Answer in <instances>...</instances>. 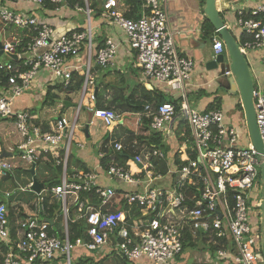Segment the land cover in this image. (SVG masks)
<instances>
[{
    "label": "built area",
    "instance_id": "1",
    "mask_svg": "<svg viewBox=\"0 0 264 264\" xmlns=\"http://www.w3.org/2000/svg\"><path fill=\"white\" fill-rule=\"evenodd\" d=\"M79 1L0 0V28L25 30L28 38L23 46L19 35L0 39L2 54L11 58L0 61V70L6 73L5 84H0V122L13 121L20 137L16 150L28 167L53 163L61 168L58 184L35 192L32 179L25 184L13 180L16 165L0 147V264H72L74 249L78 257L87 254L94 261L104 252L137 264H186L189 257L205 264H260V229L251 220V209L260 208L261 197L250 201L252 191L259 188V166L264 161V82L254 80L253 86L263 147L259 153L250 142L244 118L233 123L219 107L198 110L190 105L186 87L195 62L176 45L168 23V0H138L137 18L124 16L117 0H106L100 15L123 30L141 80L181 92L178 109L171 101L146 103L135 123L146 125L143 120L147 119L146 135L159 133L165 142L174 137V121L182 120L189 135L168 149L139 143L137 132L130 147L114 138L109 142L107 166L101 164L106 157L104 146L92 170L70 171L72 139L78 127L84 128L78 123L81 109L91 113L88 125L99 119L112 127L121 120L114 108L96 106L99 86L92 74L93 61L102 68L115 65L120 43L107 37L100 46L94 44L90 2L81 0L80 5ZM16 3L33 8L11 7ZM50 5L83 13L84 26L58 34L33 12ZM261 14L264 0L252 9H238L235 22L241 51L245 56L258 52L264 72ZM212 49L214 56L225 54L219 36L212 37ZM75 75L81 77V86L72 119L57 113L56 118L44 120L28 109L13 107L14 99L29 91L44 98L49 86L65 90L75 82ZM225 75L231 72L226 70ZM77 146L84 147L83 143ZM117 153L123 155V162L116 159ZM160 163L164 171L157 169ZM102 177L107 183L100 182ZM27 193L33 197L24 200ZM54 201L58 208L52 215L48 211ZM80 220L86 224L83 235L72 238L69 223ZM187 238L193 246L202 241L206 250L200 256L185 253Z\"/></svg>",
    "mask_w": 264,
    "mask_h": 264
},
{
    "label": "crops",
    "instance_id": "2",
    "mask_svg": "<svg viewBox=\"0 0 264 264\" xmlns=\"http://www.w3.org/2000/svg\"><path fill=\"white\" fill-rule=\"evenodd\" d=\"M106 0H89L92 9V32L94 36V44L100 46L102 42L107 38H113L115 41L120 43L119 51L116 56V62L113 66H108L102 68L98 66L94 61L92 64V74L95 79V83L99 86L98 97L99 101L103 106L114 108L117 112L121 114V120L117 121L112 127L106 128L101 120L94 119L93 123L88 125V137L91 136L90 146L79 147L76 149V155L71 159L70 171L73 170H83L82 167H86L88 170H92L98 163V152L101 148L104 150H109V142L114 138H119L122 142L130 147L132 142L135 141V133L141 135V127L136 124V113L132 114V120L126 124V121L122 119V115H129L127 112L130 109L129 100L131 99L132 93H135V99L141 96V89L146 88L151 91L152 95L157 93H162L167 97L177 98L181 96L180 91H169L168 87L163 83L158 82H143L141 80L140 69L137 70V66L134 64L135 53L133 49L129 47L124 42L125 35L123 30L115 23H108L107 20L101 17V12L103 11V3ZM263 0H216V8L219 11L221 17L226 24V27L230 30L231 34L237 40L239 36V29L236 25V11L238 9H252L257 6ZM119 11L125 16V12L129 11L132 4L128 3L126 0H117ZM13 8H29L32 9V5H26L24 3L11 4ZM33 11V10H32ZM168 11V23L171 31L174 34L176 45L178 49L184 56L190 57L195 62L194 70L191 74V78L187 84V98L191 106L198 110L209 109L208 106L214 101V99L220 100V108L224 111L229 112L236 103L239 102L238 93L235 90V85L232 83L231 77H225L223 75L224 67L218 69H207L206 64L209 60L213 59L214 52L212 49V37L217 36L214 30L210 32L209 35H204V22L207 19L204 13V3L201 0H168L167 3ZM35 12L39 18L45 19L50 23L56 30L58 34L74 28H81L85 24V16L81 12H77L73 9H36ZM141 13V7L134 10L133 14L137 17ZM127 17V16H126ZM136 17V18H137ZM134 18V17H128ZM15 32H7L6 28H0V39H10L15 37ZM6 37V38H5ZM247 61L249 63L253 79L255 81L264 82V72L262 65L259 60L258 52H251L247 54ZM83 58V57H82ZM137 68V69H136ZM226 70V69H225ZM59 92L57 91V97H59ZM108 94L110 98L107 100L103 95ZM55 98V99H56ZM55 101V100H54ZM74 100H71L69 96H65L61 99L63 111L65 108L70 109L75 105ZM36 103H41V106L48 104L43 103V96L39 95L37 92L29 91L24 93L21 97L13 101V107L15 109H28L33 114H35L40 119L47 120L49 118H42L35 111ZM96 106L97 103H96ZM48 109V108H47ZM91 115H88V121ZM241 119L240 113L236 115L235 121ZM182 120L174 121L172 125V132L174 137L168 138L164 144L169 147L178 143V135L184 134L185 129H181ZM147 125V122L145 123ZM185 124V123H184ZM96 126V127H95ZM100 130H96L97 128ZM146 132L147 133V126ZM96 128V129H94ZM186 128V127H185ZM83 139L86 133L84 128L82 129ZM144 135V134H142ZM177 135V136H176ZM148 135L139 139V143L148 142L150 143ZM131 137V139H128ZM20 142V137L15 131V125L12 120H4L0 122V147L3 151V155L9 159H15V153H17L16 145ZM84 145L85 141L79 142V144ZM168 143V144H167ZM78 147V146H77ZM42 166V165H40ZM43 172V174H42ZM28 181L32 179L30 172L28 171ZM38 174L40 175L38 177ZM46 172L41 168L35 167V176L40 181L43 182ZM13 180L22 181L20 171L14 170L12 173ZM27 181V182H28ZM100 182L104 183L107 181L102 177ZM21 183V182H20ZM44 183V182H43ZM109 183V182H108ZM261 196V192H260ZM259 225V223H258ZM98 255L99 260L102 264H112L113 256L112 254L101 252ZM191 255V254H190ZM189 261L186 264H205L195 261L192 257L188 258ZM221 264V263H219Z\"/></svg>",
    "mask_w": 264,
    "mask_h": 264
},
{
    "label": "water",
    "instance_id": "3",
    "mask_svg": "<svg viewBox=\"0 0 264 264\" xmlns=\"http://www.w3.org/2000/svg\"><path fill=\"white\" fill-rule=\"evenodd\" d=\"M204 13L207 20L211 23L214 32L221 38L225 46V54L216 55L206 64L207 69H218L224 67L231 72V75H223L231 77L232 83L236 86L235 90L238 93L239 101L243 111V117L247 134L253 147L259 152L263 153L261 138L255 121V110L253 105V86L254 79L251 73L249 63L246 56L241 51L239 44L230 30L226 27L223 18L216 8V0L204 1ZM2 50L0 48V55ZM11 56V55H10ZM91 115V113H89ZM84 132L88 137V124L84 126ZM34 165H31L29 172L32 176V189L39 192L44 187V183L40 182L35 176ZM260 182L262 185L260 209H261V245L257 256L260 264H264V161L260 163Z\"/></svg>",
    "mask_w": 264,
    "mask_h": 264
},
{
    "label": "trees",
    "instance_id": "4",
    "mask_svg": "<svg viewBox=\"0 0 264 264\" xmlns=\"http://www.w3.org/2000/svg\"><path fill=\"white\" fill-rule=\"evenodd\" d=\"M72 4L75 2V0H69ZM128 3L132 4L131 8L129 11L125 12V16L127 17H134L136 18L137 15H134L133 12L134 10L138 9L141 7V3L138 0H126ZM205 0H201L202 3H204ZM79 4L82 5L83 2L80 0ZM50 9H54L55 6L50 5L49 7ZM259 19H262L264 21V14L260 15L258 17ZM203 30H204V35L207 36L210 34V32L213 31V27L211 25V23L206 19L204 22V26H203ZM6 31L7 32H15L16 34H18L22 41H21V46H23L26 43L27 35H26V31L25 30H21V29H17L13 28V27H6ZM18 50L21 49V47L17 48ZM17 51V50H16ZM7 56V55H6ZM7 60L11 61V58H9L7 56ZM15 62V61H13ZM76 76V75H75ZM77 77V76H76ZM0 78H1V83L0 84H5V79H6V73L4 70H0ZM81 86V77H77V79L75 78V82L72 83L68 88H66L65 90L62 89V87L60 85H56L55 87L49 86L47 89V92L43 98V103L44 104H53L55 98L58 96L57 95V91H65L67 94L68 93H73V92H78ZM141 96L137 99H135V93L137 94V90H135L132 95H131V99L129 100V106L130 109L127 112H130L131 114L127 115V117H131L133 116L132 114L142 111L143 110V106L146 103H153V104H158V103H162V102H166V101H171L174 103L176 109L179 108V104H180V99H175L172 97H167L165 95H163L162 93H157L156 95H152L151 91L147 90L146 88L143 87V89H141ZM97 105L99 107H102L103 104L99 101V99H97ZM236 106L238 107V109H242L240 102L236 103ZM213 107H219L220 108V100L219 99H214V101L208 106V108H213ZM125 121V120H124ZM144 123L147 122V119L143 120ZM146 125L142 126L141 128V133L144 135H138L137 138L142 139L144 136H146L145 132H146ZM189 135V131L186 129L183 136H178V142L181 143L183 140H185V138H187V136ZM150 140L151 143H155L157 144L159 147L161 146L162 148L168 149L167 145L164 144V142H162L161 140V136L158 134H151L149 136H147ZM128 139H131V137H129ZM139 140V139H138ZM106 151V157H104L103 159H101V164L103 166H107L108 161H109V150H105ZM116 159H118L119 161L123 162L122 157L123 155L117 153L115 154ZM71 158V156H70ZM69 158V162L71 161V159ZM47 165H53V163H49ZM56 169H54V173H52V175H50L49 177H44L43 182L44 185L48 188H52L54 187L56 184L59 183L60 181V174H61V168L59 166H55ZM83 170H88L86 167H82ZM161 171L165 170V165L163 163L158 164V168ZM49 200V196L46 197V201ZM49 213H51L53 215V212L58 208V203L57 202H53L51 204H49ZM118 208V207H117ZM86 228V224L84 221H74L69 223V229H70V236L72 238L78 237L83 235V232ZM193 244L192 241H190L189 238L186 239V241L184 242V246L186 247L187 245H191ZM1 246V245H0ZM113 261L112 264H126V260L124 258H118L116 256H113ZM100 259L99 261H94L93 258L90 255H85V256H79L77 258V261L75 262V264H102Z\"/></svg>",
    "mask_w": 264,
    "mask_h": 264
},
{
    "label": "rangeland",
    "instance_id": "5",
    "mask_svg": "<svg viewBox=\"0 0 264 264\" xmlns=\"http://www.w3.org/2000/svg\"><path fill=\"white\" fill-rule=\"evenodd\" d=\"M16 31H17V29H16ZM6 60H7V56L5 54H1L0 55V61L1 62H5ZM137 70H139V68ZM48 73H49L48 71H44L43 72V74H48ZM26 93H28V92H26ZM66 95L69 96L71 100L76 101L75 102L76 105L78 104L79 92H73V93L67 94L65 91H60L59 92V97L55 99L53 104H51L49 106L45 105L44 107H42L41 103H36V105H35L36 113H38L42 118H51V119L56 118L57 117V113H63L69 119H72L73 115H74V112H75V106L74 105L70 109L66 110V108H65L63 111L61 110V108H62L61 99L63 97H65ZM19 97H21V96H19ZM19 97H17V98H19ZM17 98H15V99H17ZM84 104H86V102ZM238 113H240L241 118H244L242 109L239 110L237 106H235L231 110H229L228 115L230 116V120H232L233 123H234V121L236 119V115H238ZM88 115H89L88 110L85 109V108H82L81 111H80V117H79V121H78V123L80 125H82L81 127H84L87 124ZM131 117H127L125 114L122 115V119L126 121V124H129L128 122L133 119V118L131 119ZM185 127H186L185 124L181 123L180 128L181 129H185ZM106 128H108V127H106ZM94 129H96V128H94ZM96 130L99 131L100 128L98 127ZM90 139H92L91 136L85 137V135H84V139H83V132H82L81 128L78 127L75 130V133H74V136H73V139H72L71 158L70 159H72L76 155V149L79 148V147H77V143L82 142V140H84L85 141L84 147H87V146H90V141H89ZM241 142L242 143L246 142L245 136H242ZM10 160L16 165L17 172L20 171L21 179L23 178V183L25 184L28 181L27 179H29L27 173H28L30 167H28V165L21 160V158L18 156V153H15V159L13 158V159H10ZM40 165H42V166H40ZM37 167H38V170L40 168L42 170H44L46 172V174H47L46 176H48V177L50 175H52V173L55 172L54 169H56L55 166H53V165L50 166V165H46V164H39V165H37ZM69 167H71V161L69 162ZM42 174H43V172H42ZM39 176L40 175L38 174V177ZM20 182L22 183V181H20ZM113 183H115V182H113ZM117 183H119V182H117ZM260 184H261V182H260ZM260 184H259V188L258 189L252 191V196H251L250 203H255L259 199V197H261L260 196V189H261L262 185H260ZM31 197H33V194L27 193V194H25L23 196V199L27 200V199H29ZM251 214H252L251 220L254 223H256V224L259 223L258 226H259V229H260V239H261V237H262V231H261V220H262L261 209L254 206L251 209ZM55 226L59 227V223L55 224ZM204 250H206V245L202 241H200L199 244H196L194 246L193 245H187L185 247V253H190V254H194L195 253V255H198V256H200L202 254L201 251H204ZM78 253H79V251L77 249H74L72 251V253H71L72 264H75V262L77 261ZM94 256L96 258L95 253H94ZM112 256H114V255H112ZM116 257L121 258L117 254H116ZM185 261L188 262L189 259H186ZM185 261H184V263H185ZM126 264H137V261L134 263L133 261L126 260ZM139 264H151V263L149 261H144V262L139 263Z\"/></svg>",
    "mask_w": 264,
    "mask_h": 264
}]
</instances>
